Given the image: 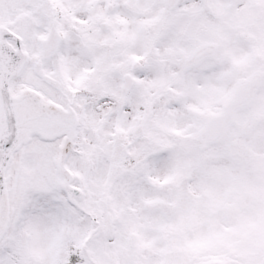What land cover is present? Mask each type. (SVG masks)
<instances>
[{
	"label": "snow or ice",
	"instance_id": "obj_1",
	"mask_svg": "<svg viewBox=\"0 0 264 264\" xmlns=\"http://www.w3.org/2000/svg\"><path fill=\"white\" fill-rule=\"evenodd\" d=\"M0 264H264V0H0Z\"/></svg>",
	"mask_w": 264,
	"mask_h": 264
}]
</instances>
